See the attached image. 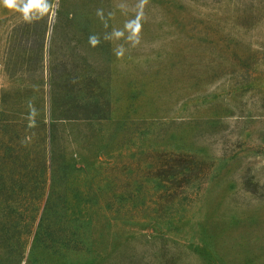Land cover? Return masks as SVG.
<instances>
[{
	"label": "rangeland",
	"instance_id": "obj_1",
	"mask_svg": "<svg viewBox=\"0 0 264 264\" xmlns=\"http://www.w3.org/2000/svg\"><path fill=\"white\" fill-rule=\"evenodd\" d=\"M49 2L0 21V264H264V0Z\"/></svg>",
	"mask_w": 264,
	"mask_h": 264
},
{
	"label": "clouds",
	"instance_id": "obj_2",
	"mask_svg": "<svg viewBox=\"0 0 264 264\" xmlns=\"http://www.w3.org/2000/svg\"><path fill=\"white\" fill-rule=\"evenodd\" d=\"M0 4H3L5 7L13 10H17L22 13L24 19L27 22H32L34 18L33 9L36 7L35 0H0ZM41 7L43 8L44 12L51 10L54 5L49 2V0H42ZM90 43L95 44L96 38L90 37ZM117 56L123 55L122 52H117Z\"/></svg>",
	"mask_w": 264,
	"mask_h": 264
},
{
	"label": "crops",
	"instance_id": "obj_3",
	"mask_svg": "<svg viewBox=\"0 0 264 264\" xmlns=\"http://www.w3.org/2000/svg\"><path fill=\"white\" fill-rule=\"evenodd\" d=\"M18 12L19 11L17 10L9 9L5 7L3 4H0V21L10 18Z\"/></svg>",
	"mask_w": 264,
	"mask_h": 264
},
{
	"label": "trees",
	"instance_id": "obj_4",
	"mask_svg": "<svg viewBox=\"0 0 264 264\" xmlns=\"http://www.w3.org/2000/svg\"><path fill=\"white\" fill-rule=\"evenodd\" d=\"M6 126H8V125H6ZM0 128H2L1 125H0Z\"/></svg>",
	"mask_w": 264,
	"mask_h": 264
}]
</instances>
